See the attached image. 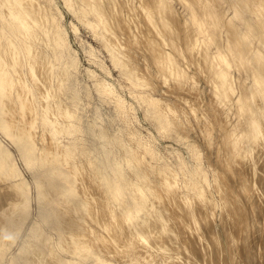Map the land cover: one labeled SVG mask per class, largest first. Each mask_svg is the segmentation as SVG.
Masks as SVG:
<instances>
[{"label":"bare ground","instance_id":"obj_1","mask_svg":"<svg viewBox=\"0 0 264 264\" xmlns=\"http://www.w3.org/2000/svg\"><path fill=\"white\" fill-rule=\"evenodd\" d=\"M43 1L0 0V264H139L138 256L146 264L158 257L163 264L184 263L180 257L188 248L180 240L190 229L175 230L169 223L178 228L185 218L211 225L225 210L224 216L236 224L249 194L243 189L246 182L241 189L237 186L246 171L264 170V0H182L192 32L178 20L177 37L171 39L169 18L157 21L147 14L158 40L155 54L149 56L152 72L145 77L117 41L129 26L117 20L112 27L108 21L107 16L114 19L116 0H79L95 13L92 27H101L114 65L133 85L165 91L158 97L143 94L137 102L147 98V119L160 135L165 132L171 146L163 150L169 156L177 153L175 165H169V157L156 147V136L143 139L139 129L130 128V120L126 128L111 131L99 123L98 114L85 122L76 114L81 95L74 76L80 63L72 52L65 57V32ZM65 1L73 13L72 0ZM167 1L160 0V6L168 7ZM57 92L65 94L69 106ZM94 92L124 113L126 104L114 97L112 84L98 81L93 91L87 90ZM87 131L89 139H79ZM64 135L74 138L63 144ZM6 142L13 145L22 166ZM249 154L253 161L247 160ZM22 168L32 176L40 222L52 220L49 229L57 241L52 242L38 222L29 231L34 233L31 244L27 241L28 246L10 253L31 209L32 185ZM234 176L237 181H231ZM249 200L255 201L253 196ZM219 205L221 212L216 211ZM241 223L238 228L247 224Z\"/></svg>","mask_w":264,"mask_h":264},{"label":"rangeland","instance_id":"obj_2","mask_svg":"<svg viewBox=\"0 0 264 264\" xmlns=\"http://www.w3.org/2000/svg\"><path fill=\"white\" fill-rule=\"evenodd\" d=\"M41 1H43V0H41ZM64 1L63 0H57L58 4L52 5L51 0H44L43 4L46 6V8L50 14V17L53 18L56 21V23L60 27H62V29L65 32L64 37L66 40H68L65 43L66 44L65 49H64L65 57L68 58L72 52L78 58L79 63L81 65V66L79 65V68L75 74L76 76H74L76 78V80L78 81L77 88H78L79 94L81 95V100H80V104H79L80 108H78V110H76V114L78 113L77 115H79L81 113V115L83 116L84 122L86 119L88 121H91L93 116L95 114H98L99 118H100L99 123L102 121L101 123H103V125H105V126L107 125V127L111 128V131H115L116 128H123V129L126 128V121L130 120V122H131L130 128L139 129V131H141V133H142L143 139H145V140L151 139L152 140L156 136L155 137V139H157L156 142L158 141L156 144V147H159V148L161 147L160 149L162 150L164 156L167 159L169 157V159H168L169 165L170 164L175 165V162H177V161H175L177 159L176 158L177 153L173 154L172 156H169V152L167 150H163V147H165L166 145L171 146V142H166L167 140L164 138L165 132L162 133L163 135L162 134L160 135V133H158L157 129L154 127V124H152V122L150 120H148L147 116H146L147 115V113H146L147 101L145 102L144 100H146L148 98V94L150 93V95L152 94V96L154 95V97H158V95H156V94H163L165 91H161V89L158 91L157 90L155 91L149 87H141V86L133 85L132 82L130 81V79H128L123 74L122 70L114 65L113 59H112L113 56L110 54L111 51L107 47V45L105 44L106 40H104V37L102 35L101 27L98 30H95L92 27V25H94L97 22V18H96L95 13L92 10H90L86 5H84L82 2H80L79 0H72L71 5L73 6V9H74V12L72 13L68 10V8H66L64 6L66 4L65 3L66 1L65 2ZM167 2H168L167 3L168 7L162 8L160 6V0H116V8L112 9L114 19L110 18V16H107L108 21L111 19L110 24L112 27L114 26V22L117 20H119V22H121L122 24L126 23V25H128L130 27V28L128 27V29H126L127 34L123 35L121 38L119 37L117 39V41L119 42L120 45L125 47L126 52L131 56V64L134 67H136V69L138 70V74L142 77H143V75H144V77L150 76V73L152 72L151 71L152 64L149 61V56H150V53L155 54L153 52V49L154 50L156 49L157 40H158V39H156L157 35L153 31L152 24L147 19V14L150 16H153V18L157 21H159L160 20L159 18H162V17H168L169 18L167 20V22H168V29H167L168 31L167 32L169 34V39H171V37H173V38L177 37V33H178V29H179L177 27V21L178 20L180 21V24L182 25L183 29H186L187 31L192 32V28L190 27L191 23L189 20L187 21V19H189L187 7L182 3V0H168ZM209 2L211 4H213L214 1L209 0ZM171 14H173L174 16H172ZM231 15L232 14L230 13L229 16L231 17ZM63 42H64V40H60L61 44H63ZM68 43H70V44H68ZM186 43H187V45H189L192 43V41L189 39ZM154 45H156V47L153 48ZM68 51H69V53H68ZM89 70L93 71V73L90 72L91 74H88ZM236 75L239 76L240 78H242V74L237 73ZM74 77L72 79H75ZM151 79H152V81L154 80V78H152V77H151ZM98 81L101 82L102 84H105L108 82L110 84H112V87L115 90L114 97L122 99L123 102L126 104V108L124 109L125 110L124 113H119L113 102L111 103V102H107V101L102 100L98 96L97 93H95V92L91 93V94L87 93V90H90V89L92 91L94 90V84ZM152 81L150 82L151 84H152ZM52 84L57 85V83H55V81H52ZM91 86H93V88ZM204 87H205V85H203V88ZM54 88L55 87L53 86V89ZM150 89L152 91H150ZM144 91H148V93L144 92ZM208 91L209 90H207L206 92H208ZM57 93L56 94L59 95L58 98L61 100L63 99V101L66 102V104L69 106V102H67L69 100L66 96H64L65 94L64 93L62 94L59 92H57ZM143 94H145V96L147 95V98H145L144 100H139L140 103H138L137 100L140 98V96L145 97ZM120 96L121 97L123 96V97L121 98ZM66 98H67V100H66ZM170 99H171V102L174 101V99L172 97ZM81 104H82V106H81ZM105 113H106V115H105ZM115 117H116V121L114 120ZM107 119L110 121H108ZM112 120L115 122L112 123ZM111 124H114V127H113V125L111 126ZM115 126H117V127H115ZM113 128H114V130H113ZM90 135H91V132L87 131L86 133L80 134L79 139H82V138L83 139H89L88 137ZM73 138L74 137H72V136L64 135L62 137L61 141L63 144L64 143L66 144V143H69L70 141H72ZM3 140L5 141V139H3ZM6 144L9 146V148L12 150V152L17 157L18 164L22 166V161L20 160L17 152L13 148V145L9 142H6ZM173 147H176L177 149H180L181 151L185 152V149L183 148V146H181L179 144L174 143ZM256 154H257V149L255 150V155ZM255 155L253 154V159H254ZM170 157H171V159H170ZM250 157H251V154H249L247 160L253 161L252 159H250ZM22 170H23L25 177L27 178L29 183L32 185V176H30L31 174H29V172L23 168H22ZM255 174H256L255 171L253 172V174H250L248 171H246V174L244 176L245 180L241 181L239 183V185L237 186L238 188L241 186L240 187V189H241V188H243L242 183L246 182V183H244L245 186L243 189L244 190L246 189L245 191H247V188H248L249 194L246 197L247 203H246V201L244 203V200L242 202V205L244 203V210L241 211V214L237 216V223L236 224H234V221H231V220L228 221V217H225L226 216V212H224L225 210L223 211L224 214H222V213L217 214V217L212 221L213 224H211V225H209V224L207 225L204 220H200V221L198 220L197 222L194 221V222L190 223V221H188L187 219L185 220V218H182V220H180L181 226H180V223H179V226L177 224L178 228L174 224H172L171 222L169 223V225L171 227H173L175 230H178L181 228L184 229V227H186L187 230L190 229L189 232L186 229H184L185 230L184 232H186V231L187 232L183 233V235H182V237L186 236L189 240L186 237H183L180 240V243H181L180 245L184 246L186 249L188 248L187 251L185 250V252H184V257L183 256L180 257V259H182V262H184L182 264H188V263L193 264V261H192L193 259H194V264H196L195 262L197 261V259H198V261L199 260L202 261L204 264H264V177H263L264 176V170L259 172L256 175ZM260 177H261V179H260ZM232 178H234L235 180ZM236 179L237 178L235 176L231 177V181H237ZM180 180L181 181L183 180L182 176H181ZM223 182H225V181L223 180ZM231 184H233V183H231ZM233 186H234V184H233ZM249 196L250 197L253 196V198L255 200V201L254 200L253 201L255 203L250 202ZM36 202H37V198H36V194H35V189H34V185H32L31 186V202H30L31 209L29 208L30 212L27 216V218L28 217L29 218L28 219L26 218V220H24V222H22V225L20 228L21 231L19 230L18 238L15 237L17 239H14V241L12 242L11 247H10L11 249L9 250L10 253H16L21 248H23L22 245H24V247H25V245L28 246L29 244H31L30 242L33 241L32 238H34V236L31 237V235H34V233H33V231H31L33 234L31 232H30L31 234H29V231L31 230V226H33L35 224V226H33V228H35L36 225H38V222H39V224L42 225V227L44 229L43 233H45L46 235L48 234L49 238L52 237V238H50L52 240V242L57 241L56 233L53 230L49 229L50 225H51L50 221H52V220H50L49 223L45 222V223H47L46 224L47 226L44 225L45 223L40 222L42 220V212L41 211L39 212L40 209L38 207V203L36 204ZM234 204H237V203H234ZM233 205L232 206L230 205L231 208L233 207ZM248 205H250V206H248ZM245 206L248 207V209ZM220 207H221V205H219L216 208V211L221 212V211H219V210H221ZM248 210H249V213H248ZM207 211L210 212L211 209H209V207H207ZM246 212H247V214H245ZM242 214H243V216L244 215L247 216V218L244 217V219H243ZM250 214L252 215L251 217H249ZM40 216H41V218H40ZM219 217H221V218H219ZM213 218H214L213 215L208 216L209 220H212ZM222 218L223 219L225 218L224 220L226 222ZM251 218H253L252 219V221L254 223L253 226H252V223L250 222ZM240 219H241V221H240ZM35 220H36V222H34ZM183 220H185L187 222V224ZM182 222H184V223H182ZM241 222L247 223V224H242ZM238 223L242 224V226L240 228H238ZM183 224H184V226H183ZM232 224H233V226L230 227ZM241 224H239V225H241ZM248 224H249V226H248ZM205 225H207L209 227L211 226L214 230L212 228L210 229L209 227H207ZM224 226H227L228 230H225ZM204 227L207 228L206 231H205ZM244 227L247 228V231H245L246 229ZM248 227L251 230H249ZM33 228H32V230H33ZM43 229H42V231H43ZM203 229L205 232L203 231ZM242 229H244V230H242ZM230 230H231V233L234 232L235 236L233 235V233L230 234V232H229ZM194 231H195V234L198 236V238L194 234ZM200 231H201V234H200ZM202 231L204 233H202ZM214 231L216 234L214 233ZM249 231H250V233H249ZM191 232H192V234H191ZM209 232H212L213 234L210 233L211 234L210 235V234H208ZM243 233H245V234H243ZM247 233H249V234H247ZM204 234L205 235L208 234L211 237L205 236ZM239 234H240V236H239ZM191 235H194V237L193 236L189 237ZM217 235H219V236L221 235V236L218 237ZM201 236L203 237L202 239H201ZM212 236H213V238H212ZM214 236L217 237L216 238L217 240L215 239ZM228 236H229V239H227ZM204 237H206V239ZM232 237H233V239H232ZM207 238L209 240L208 242H211V239L216 240L217 241V242L215 241L216 244H212L214 240H212V243H208L207 241H205V240H207ZM235 238H237V239H235ZM238 238H239V240H238ZM246 238L249 239V240L248 239L246 240L247 241L246 243H248V245L245 244V241H244V239H246ZM186 239L188 240V242ZM195 239L198 240V241H196L198 243L195 242ZM29 240H31V241L29 242ZM236 240H237V242H236ZM181 241L184 242V244L186 243V245H183V243ZM227 241L230 242L229 245H228ZM26 242L29 244H24ZM193 243H195V244H193ZM226 243H227V245H226ZM197 244H198L201 251H198L199 248H198V246L196 247ZM216 245H219V246L216 247ZM230 245H232V246H230ZM234 245H236V246H234ZM192 247H194V248L196 247L197 249L196 248L192 249ZM214 247H215V249H214ZM242 247H244L245 249L243 250ZM220 248H222V249H220ZM17 249H19V250H17ZM190 249H191V251H190ZM246 249H248L249 252ZM195 250L198 252V254L196 253ZM215 250H217V251H215ZM246 251H247V255L251 256V257H248L246 255ZM190 255H192L191 258H190ZM186 256H188V257H186ZM185 258H187V259H185ZM183 259H185V261ZM190 259H192V260H190ZM156 260L157 261L154 260L155 262L151 261V264H156V263L163 264L162 257H158ZM191 261H192V263H191ZM135 262L139 263V264H146L145 261L142 258H140L139 256ZM201 263L197 262V264H201Z\"/></svg>","mask_w":264,"mask_h":264}]
</instances>
